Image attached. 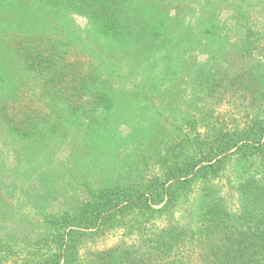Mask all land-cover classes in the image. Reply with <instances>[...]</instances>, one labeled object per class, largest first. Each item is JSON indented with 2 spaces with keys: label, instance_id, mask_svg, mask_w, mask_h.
Wrapping results in <instances>:
<instances>
[{
  "label": "trees",
  "instance_id": "1",
  "mask_svg": "<svg viewBox=\"0 0 264 264\" xmlns=\"http://www.w3.org/2000/svg\"><path fill=\"white\" fill-rule=\"evenodd\" d=\"M258 8L263 10L256 13ZM263 13L264 0H0V46L18 60L20 67L14 74L21 79L26 72L35 76L33 86L30 81L20 83L16 99L2 97L9 76L0 58V125L14 149L35 152L29 166L35 165L40 152L36 141L47 130L51 147L39 158L52 164L50 148L55 147L56 135L79 132L87 141L99 135L100 116L108 117L123 105V94L113 91L117 82L129 85L141 76V84H147L151 79L147 71L157 69L156 83H174L178 67L192 59L203 40V52L223 56L216 51L217 47L224 50L217 39L226 31L219 21L250 23ZM75 16L85 18V28L77 29ZM242 45L244 68L251 66V73L242 82L223 76L219 82L232 92H242L251 109L264 110V63L252 60L257 49L253 43ZM209 82L210 77L204 89L210 88ZM141 92L140 97L149 96ZM198 112L200 120L204 110ZM186 120L191 121V114ZM221 142V154L215 159L232 150L241 159L264 153V119ZM1 160L2 174L11 176L8 162ZM28 161L21 156V164ZM178 166L149 183L105 178L97 188L89 185L91 198L80 209L73 208L72 215L62 217L63 222L69 228L93 229L90 233L95 234L107 233L131 218L126 234L137 236L140 244L124 243L105 252L95 264H264V184L253 180L245 185L237 212L211 201L200 227H192V220L181 225L175 213L182 201L177 192L184 186L181 180L195 171L187 173L186 167ZM78 212H86L85 217ZM61 239L58 254L35 264H75L85 240L77 230Z\"/></svg>",
  "mask_w": 264,
  "mask_h": 264
},
{
  "label": "rangeland",
  "instance_id": "2",
  "mask_svg": "<svg viewBox=\"0 0 264 264\" xmlns=\"http://www.w3.org/2000/svg\"><path fill=\"white\" fill-rule=\"evenodd\" d=\"M73 20L77 29L87 25L83 17L75 16ZM219 22L226 31L217 39L224 50L217 47L216 51L223 56L203 52L206 43L203 40L192 59L178 67L174 83H156L157 69L147 71L151 77L147 84H141V76V80L129 85L117 82L113 91L123 94V105L108 117L100 116L99 135L87 141L79 132L56 135L55 147L50 148L52 164L48 159L39 158L42 151L51 147V133L45 130L39 136L38 159L34 166H29L35 152L14 149L4 126L0 125V264H35L53 257L59 253L57 241L72 230H77L85 240L75 264H95L105 252L124 243L139 245L137 236L126 234L130 217L107 233L93 234L90 233L95 232L93 229H74L64 224L62 217L72 215L91 198L89 185L97 188L105 178L149 183L176 163L178 167H186L187 173L192 168L197 174L205 169L198 175L193 172L183 178L184 186L177 192L182 199L175 212L177 219L181 225L192 220V227H200L204 222L203 214L211 201L222 202L237 212L243 190L248 187L245 185H251L253 180L264 184V153L241 159L232 150L215 159L222 151L218 148L221 139L241 134L252 128L255 121L264 119L262 108L251 109L242 92L238 89L232 92L231 87L219 82L222 76L242 82L251 73V66L244 68L242 43H253L257 49L252 52V60L264 63V13L262 18L250 19V23H234L231 19ZM0 58L9 76V83L4 85L7 88L1 89L2 97L14 100L20 83L30 81L33 86L35 76L26 72L27 76L21 79L14 74V69L20 67L19 62L1 46ZM208 77L210 88L204 89ZM122 87L124 90L118 89ZM141 91L149 96L140 97ZM198 108L204 110L200 120ZM187 114H191L190 122L183 121ZM215 133L220 139L215 138ZM198 138L202 143L197 142ZM21 156L29 159L28 163L21 164ZM2 158L8 162L9 177L2 174L5 171ZM78 213L81 218L86 215V212ZM52 222L56 225H51ZM84 232L88 235H83ZM41 247L44 249L39 252ZM35 253L40 256L36 257Z\"/></svg>",
  "mask_w": 264,
  "mask_h": 264
}]
</instances>
